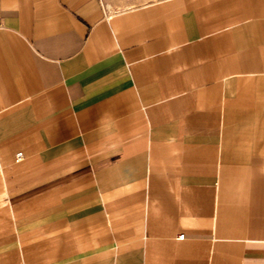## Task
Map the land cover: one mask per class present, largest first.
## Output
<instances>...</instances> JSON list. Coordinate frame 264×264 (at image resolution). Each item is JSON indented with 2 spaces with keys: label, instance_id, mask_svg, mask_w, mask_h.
Returning <instances> with one entry per match:
<instances>
[{
  "label": "crops",
  "instance_id": "crops-1",
  "mask_svg": "<svg viewBox=\"0 0 264 264\" xmlns=\"http://www.w3.org/2000/svg\"><path fill=\"white\" fill-rule=\"evenodd\" d=\"M0 264H264V0H0Z\"/></svg>",
  "mask_w": 264,
  "mask_h": 264
},
{
  "label": "rangeland",
  "instance_id": "rangeland-1",
  "mask_svg": "<svg viewBox=\"0 0 264 264\" xmlns=\"http://www.w3.org/2000/svg\"><path fill=\"white\" fill-rule=\"evenodd\" d=\"M140 1L146 0H102V2L107 4L110 8H113V6L120 7L125 4H133Z\"/></svg>",
  "mask_w": 264,
  "mask_h": 264
},
{
  "label": "built area",
  "instance_id": "built-area-1",
  "mask_svg": "<svg viewBox=\"0 0 264 264\" xmlns=\"http://www.w3.org/2000/svg\"><path fill=\"white\" fill-rule=\"evenodd\" d=\"M20 159H21V152H16L15 155H14V160H15V161H18V160H20ZM182 236H183L182 234H179V235H177V238H178V239H181Z\"/></svg>",
  "mask_w": 264,
  "mask_h": 264
}]
</instances>
